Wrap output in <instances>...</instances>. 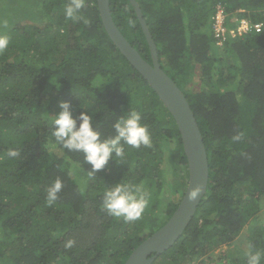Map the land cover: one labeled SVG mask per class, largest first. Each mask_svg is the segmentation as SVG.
<instances>
[{
	"label": "trees",
	"instance_id": "obj_1",
	"mask_svg": "<svg viewBox=\"0 0 264 264\" xmlns=\"http://www.w3.org/2000/svg\"><path fill=\"white\" fill-rule=\"evenodd\" d=\"M135 1L162 69L195 114L209 159L208 190L195 217L154 264H206L213 250L239 240L252 248L246 254L239 249L233 264H248L249 251L261 253L264 264V229L245 230L264 200V0ZM68 2L0 0V35L10 37L0 52V264H125L172 218L187 188L188 162L172 114L112 42L98 1L85 0L78 22L66 18ZM217 5L231 25L247 19L262 31L219 50L211 31ZM110 10L151 64L130 0H110ZM61 101L71 102L78 123L81 112L92 115L102 138L115 135L112 124L120 116L138 111L152 146L124 145V161L111 159L90 179L92 165L83 153L62 149L51 135ZM9 150L20 154L9 157ZM165 152L168 170L162 169ZM57 178L63 189L49 206L47 188ZM123 180L150 194L134 222L102 207L103 191Z\"/></svg>",
	"mask_w": 264,
	"mask_h": 264
},
{
	"label": "clouds",
	"instance_id": "obj_2",
	"mask_svg": "<svg viewBox=\"0 0 264 264\" xmlns=\"http://www.w3.org/2000/svg\"><path fill=\"white\" fill-rule=\"evenodd\" d=\"M84 7L85 0H69L64 5V14L66 18L78 22L83 19L81 10ZM84 22L87 23L86 20ZM9 43L8 35H0V52L6 50ZM52 83L56 84V82ZM59 107L61 111L51 119V135L55 138V144L61 146L62 149L83 153L84 161L92 165V169L87 171L90 179L94 178L96 172L104 169L111 159H115L117 164L123 162L125 159L124 145L137 149L141 146H152V135L148 126L142 123V116L138 111L133 110L127 112V115L120 116L112 124L115 135L102 138L101 133L94 126L92 115L81 112L78 123L73 117L71 102L61 101ZM19 154L17 150H9L7 153L9 157H17ZM62 189L63 182L59 178L47 188L46 199L49 206L58 200V194ZM198 194L199 189H194L190 193V199L195 200ZM149 201L150 194L142 190V185L123 180L103 191L102 207L108 215L122 217L127 223L139 220L148 207ZM71 243L70 241L68 246H71ZM248 247L251 249L252 245L249 244ZM260 262L261 253L249 251L248 264H260Z\"/></svg>",
	"mask_w": 264,
	"mask_h": 264
},
{
	"label": "water",
	"instance_id": "obj_3",
	"mask_svg": "<svg viewBox=\"0 0 264 264\" xmlns=\"http://www.w3.org/2000/svg\"><path fill=\"white\" fill-rule=\"evenodd\" d=\"M97 1L103 25L112 42L150 84L176 121L188 162L187 188L178 209L167 224L140 244L125 263L154 264L185 233L207 193L209 184L208 154L203 135L187 98L162 69L157 47L146 21L143 19L139 4L135 0H130L150 47L151 64L127 41L116 26L111 15L110 0ZM194 189H199L198 197L195 200L190 199V193Z\"/></svg>",
	"mask_w": 264,
	"mask_h": 264
},
{
	"label": "built area",
	"instance_id": "obj_4",
	"mask_svg": "<svg viewBox=\"0 0 264 264\" xmlns=\"http://www.w3.org/2000/svg\"><path fill=\"white\" fill-rule=\"evenodd\" d=\"M235 23V25L229 23V15L222 5L216 6L211 23V31L216 48L222 50L231 39L260 33L263 28L262 24H255L246 19L236 20Z\"/></svg>",
	"mask_w": 264,
	"mask_h": 264
},
{
	"label": "rangeland",
	"instance_id": "obj_5",
	"mask_svg": "<svg viewBox=\"0 0 264 264\" xmlns=\"http://www.w3.org/2000/svg\"><path fill=\"white\" fill-rule=\"evenodd\" d=\"M168 146L170 148H174L175 145L173 143H171ZM164 155L166 156V158H164V160H166V161L164 162L162 169L168 170L170 168L171 164H169V162L167 160V153L166 152ZM170 174H172V173H169V175ZM169 180H170L169 181L170 187L167 188V191L165 193L164 200H163L165 205L169 202V199L171 196V195H169V191H170V188H172V183L174 182L173 179L171 180V178ZM260 207H261L260 208L261 210H260L259 216L256 217V219L250 221V223L246 226V229H245L246 231L249 228L251 230H253V232L257 231L259 229H264V200L260 203ZM164 210H165V208H164V206H162L160 211H159V215H161L162 217H163L162 212H164ZM163 218L166 220V217H163ZM248 232H249V230H248ZM244 239H246V238H244ZM245 241L247 242V240H245ZM245 241L239 240L238 242L234 243L231 246L222 245L218 249L213 250V252L211 254L207 255L204 258L205 260H207L206 264H233L232 256L233 255L235 256L238 253L239 249H243L242 252H244L245 254L247 253L248 246H247V243ZM199 263H200V260L193 262V264H199Z\"/></svg>",
	"mask_w": 264,
	"mask_h": 264
}]
</instances>
